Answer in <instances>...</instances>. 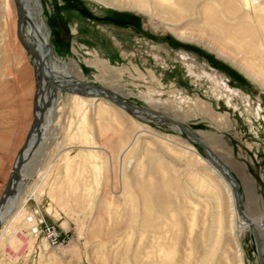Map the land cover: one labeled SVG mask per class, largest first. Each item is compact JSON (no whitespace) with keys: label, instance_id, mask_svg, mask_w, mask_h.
<instances>
[{"label":"rangeland","instance_id":"obj_1","mask_svg":"<svg viewBox=\"0 0 264 264\" xmlns=\"http://www.w3.org/2000/svg\"><path fill=\"white\" fill-rule=\"evenodd\" d=\"M38 1L44 9L43 19L50 33L49 44L54 57L57 61L68 64L75 61L86 76V81L121 91V98L130 105L147 108L149 102L142 98L146 95L153 100L158 99L160 104L177 105L179 98L184 96L188 98L189 109L194 106L195 101H204L223 119L226 117L227 122L220 124L213 118L198 114V117L186 121V125L199 134L204 142L213 139L214 144L208 145L215 156L227 165L231 174L235 175L241 187L244 208L253 218L264 216V93L258 86L216 54L202 46L180 41L158 25L156 20H150L144 14L109 6L97 0ZM15 14L12 0H0V60L5 61L0 68V75L3 73L0 80V197L32 126L33 97L36 90L35 62L17 39ZM77 23L80 33L74 35L73 28ZM118 41L128 51L126 56ZM157 44L171 49L170 56L164 53L166 64L158 63L147 52L152 45ZM79 45L87 48L79 49ZM93 49L102 51L103 58L110 60L113 67L122 69V76L119 77L116 71L114 73L108 69L103 74H108L109 78L106 76L98 80L102 68L99 72L97 68L88 66V60L93 57L87 54ZM184 54L197 61L202 69L207 68L210 74L218 73L215 77L198 76L197 71H192L186 60L182 59ZM132 66L145 76L139 77ZM150 75H154V78ZM176 89L181 93H172ZM219 94L226 95L232 106H227L222 99L217 100L216 96ZM56 108L58 110L53 129L46 142L40 145L34 161L24 171L28 178L22 194L23 201L28 203L26 210L30 215L26 219H18L4 233L0 264H141L133 255L125 257V245L111 247L112 250L103 249L97 239L99 229L108 216L105 206H99L105 198L98 197L106 178L100 184L96 182L95 166L103 168V162L108 160L116 145L120 146L117 138L112 135L116 126H99L97 117L90 114L87 125L79 127L77 115L71 114L67 94L58 98ZM255 111L259 112V117L255 115ZM129 115L134 120L149 125L156 133L173 137L175 142L181 144L180 139H186L169 127L158 125L156 119L141 118L133 113ZM249 122L255 127L258 136L250 131ZM127 126L131 127L130 124ZM143 140L145 142L142 149L136 157H131L134 159L131 165L142 160L145 170L143 173L137 172L135 177H140L143 181L154 178L159 182L171 181L174 168L186 170L179 174V183L186 187L187 192L190 189L189 196L199 203L198 212L206 210L208 225L214 224L217 215L215 201L209 196L207 189L193 186L188 179V173L194 170L199 173L209 171L202 168L205 164L199 159L190 162L184 147L174 148L165 139L146 136ZM147 141L155 144L153 151L163 158L160 166L154 154L150 153L152 150L148 149ZM189 143L206 158L201 146ZM89 153L96 158L88 156ZM122 164L120 159L114 165L110 163L109 168L118 172ZM47 169L54 177L50 181L47 179L46 186V179L42 174ZM71 174L73 183L68 181ZM40 179H44L43 183L35 192ZM180 200L181 203L178 202ZM178 201L176 200L174 207L184 203L182 196L178 197ZM33 208L41 209L48 224L57 226L65 233L63 247L46 246L42 237L31 234L34 223L27 219L32 216ZM158 208L160 207L156 206V210ZM204 214L202 217L200 215L201 219ZM258 227L264 244V219L258 222ZM230 243L227 255L231 264H259L255 240L249 232L240 238L238 247L235 243ZM237 253L242 254V263L234 256Z\"/></svg>","mask_w":264,"mask_h":264},{"label":"bare ground","instance_id":"obj_2","mask_svg":"<svg viewBox=\"0 0 264 264\" xmlns=\"http://www.w3.org/2000/svg\"><path fill=\"white\" fill-rule=\"evenodd\" d=\"M97 1L109 6L135 11L144 14L150 20H156L158 25L163 26L180 41L202 46L207 51L230 63L264 93V0ZM21 2L25 11L22 22L18 19L16 3L12 0L16 11L17 29L20 24L23 40L39 50L46 71L58 86L66 88L69 85H81V87L75 92H65L56 87H50L48 82L44 80L43 98L48 105V110L41 126L32 136L27 148L25 164L14 182V194L0 213L2 221L0 247L4 242V233L18 219H26L30 215V212L26 210L28 203L23 201L22 194L28 178L24 171L30 165V162L34 161L41 147L40 145L46 142L47 136L55 125L58 98L63 94H67L71 104V114L77 115L79 127L87 125L90 114L93 117H97L99 126H116L112 135L117 138L116 141L120 146L116 145L108 160L103 162V168L95 166L96 182L100 184L103 178H106V183L98 193V197L105 198L99 206H105L108 216L105 224L101 225L97 235L99 245L103 249L118 248L125 245V257L129 258L133 255L141 261V264H193L198 262L201 264H227L229 262L228 264H231L227 255L228 248L231 245L230 242L235 243L238 247L240 238L245 233L249 232L252 235L250 224H253L258 232L264 257L263 237L259 230L263 222L258 227V222L264 219V216H260L257 219L253 218L244 208L240 193L241 187L235 175L231 174L226 168L227 165L219 157L215 156L208 145L209 143L214 144L212 142L213 139L211 138L207 143L204 142L199 134L186 125V121L198 117V114L213 118L220 124H223V121H226L227 118L223 119L215 109L204 101H195L194 106L189 109V106H187L190 105L188 104V98L184 96L179 98L177 105H169L170 103L165 101L167 105L165 103L160 104L157 101L158 99L153 100L146 95L142 98L149 102H147L149 104L147 108L126 109V106L130 104L121 98V91L86 81V76L75 61H70L69 64L57 61L49 44L50 33L43 19L44 9L42 5L38 0H21ZM79 33V24L77 23L74 25L73 34L77 35ZM16 36L18 39L17 31ZM112 36L115 35L112 34ZM18 41L20 42L19 39ZM118 44L121 47L123 46L119 41ZM80 48L85 50L87 47L79 45ZM123 49V55L126 56L128 51L125 48ZM73 50L75 53L78 52L75 48ZM170 50L164 45L157 44L152 45L147 52L151 53V56L158 63L166 64L164 53L170 56ZM24 51L26 52L25 49ZM101 53L102 51L93 49L87 54L93 57L92 60H88V66L95 67L98 70L102 68V74L100 73L101 76H99L101 79L98 77L97 79L102 80V78L108 77V74H103L104 71L108 72V69L113 70L114 73L116 71L118 76L121 77L122 69L113 67L110 60L103 58ZM182 59L186 60L188 67L192 71H197L198 76L205 78L208 76L215 77L218 73L210 74L207 68L204 67L206 70L202 69L197 61L186 57V54H184ZM3 63L5 61L0 60V68ZM126 69L129 71L128 68ZM132 69L139 77L143 78L145 76L136 67L132 66ZM2 76L3 73L0 75V80L3 78ZM150 76L154 78V75ZM87 84H90V86H87ZM93 85H96V88ZM172 93L179 94L181 92L176 89ZM216 98L217 100L222 99L227 106H232L226 95L219 94ZM113 99H117L119 104ZM132 113L141 118L156 119L158 125L167 126L173 131L184 135L186 139L184 138L185 140H183L181 138L180 144L172 140L173 137L162 136L156 133L149 125L134 120L129 115ZM255 115L260 116L258 111ZM72 121L73 119L69 123L72 124ZM127 124H130L131 127L127 126ZM249 124L250 131L253 135L258 136L255 133V127L251 122ZM146 136L151 138L157 136L165 139L174 148L184 147V152L190 162L199 159L200 162L205 164L202 168L209 171L203 170L199 173L194 170L188 173V179L193 186L207 189L209 196L215 201L217 215L215 216L214 224L208 225L206 210L203 213L201 211L198 212L199 203L193 201L192 197L189 196L190 189L187 192L186 187L179 183V174L186 170L182 171L174 168L171 181L162 180L159 182L155 178L143 181L140 177H135L137 172H144L145 165L142 164L143 161L141 160L140 163L132 166L131 163L134 162V159H131V157L137 156L138 151L142 149V145L145 142L143 137ZM189 142L205 147L208 150L209 157L201 156ZM146 145L148 149L152 150L150 153L154 154V158L158 166H160L163 158L159 156L158 152L153 151L152 147L155 144L152 141H147ZM90 155L96 158L94 154L89 153L88 156ZM209 158L214 159L217 164L224 167L229 177L233 180L239 192L241 209L246 214L249 222L241 217L237 210L232 185L224 179L219 169L210 163ZM120 159L123 162L121 170L118 172H114L115 170L111 171L109 164L114 165ZM42 175L46 179V186L47 181L52 180L54 177L49 170ZM42 175H39V178H42ZM43 180H39L38 186L34 190L35 192L39 190ZM68 181L73 183L72 174L68 177ZM179 196H182L184 203L182 202L183 204L174 207ZM247 197L249 198V196ZM178 202L181 203V200ZM156 206L160 208L156 210ZM37 212L44 216L39 208H33L31 215L36 218ZM181 214L184 215L180 216ZM202 214L204 216L201 219L200 215L202 217ZM46 223H48L47 220ZM45 245L47 246L46 242ZM234 256H236L238 262L242 263L243 256L241 253L240 255L237 253Z\"/></svg>","mask_w":264,"mask_h":264},{"label":"water","instance_id":"obj_3","mask_svg":"<svg viewBox=\"0 0 264 264\" xmlns=\"http://www.w3.org/2000/svg\"><path fill=\"white\" fill-rule=\"evenodd\" d=\"M14 2L16 3V10H17V14H18V19L20 22H22V20H24V12H25L24 7L22 5V2H21V0H14ZM17 35H18V39L20 40L22 47L26 50V52L35 61V70H36L37 81H36V90H35L34 99H33V123H32V126H31L28 134H27L25 143L23 144L22 148L20 149V151L18 153L17 161H16V164L13 168L11 176L8 180L7 187L1 196L0 213L3 209V207L7 204V202L10 200V198L14 194V182H15L16 178L18 177V175L20 174V172H21V170L25 164V153L27 151V148L30 144L32 136L41 126V124L44 120L45 114L48 110V105L43 98L44 97V86H43L44 80H46L48 82L50 87H56L58 89H61V91H65V92H75V90H79L81 87V85H69L66 88L58 86L57 83L51 79L50 75L46 71L45 65L43 62V58H42L39 50L36 49V47L30 45L29 43H27L26 41L23 40L22 35H21V30H20V24H19L18 29H17ZM87 86H90V84H87ZM93 87L96 88V85H93ZM113 100L116 101V103H118L117 99H113ZM126 107H127L126 109L129 110V109H138L139 106L128 105ZM184 131L186 132V130H184ZM202 148L204 150V154H205L206 158H208L209 157L208 150L205 147H202ZM209 161L214 167L219 169V171H220L221 175L224 177V179L230 185H232V188L234 190V197H235V203H236L237 210H238L240 216L243 217L247 222H249V219L247 218L246 214L241 209V206L239 203V192H238L237 187L234 185L233 180L229 177L228 173L225 171V168L222 167L220 164H217V162L214 159L209 158ZM1 225H2V221L0 219V228H1ZM250 228H251V234H252V236L255 240V244H256V249H257V254H258V263L264 264V257L262 254V249H261V244H260V240L258 237V232L254 228L253 224H250Z\"/></svg>","mask_w":264,"mask_h":264},{"label":"built area","instance_id":"obj_4","mask_svg":"<svg viewBox=\"0 0 264 264\" xmlns=\"http://www.w3.org/2000/svg\"><path fill=\"white\" fill-rule=\"evenodd\" d=\"M36 218L29 217L27 220L33 224L32 235H36L38 238L42 237L43 241L47 243L49 247L59 248L63 245L64 234L57 226L46 223L44 216L40 213H36ZM63 247V246H62Z\"/></svg>","mask_w":264,"mask_h":264}]
</instances>
